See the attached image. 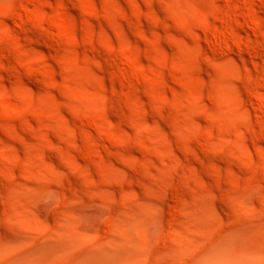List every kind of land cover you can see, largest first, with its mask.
<instances>
[{
	"label": "rangeland",
	"instance_id": "obj_1",
	"mask_svg": "<svg viewBox=\"0 0 264 264\" xmlns=\"http://www.w3.org/2000/svg\"><path fill=\"white\" fill-rule=\"evenodd\" d=\"M0 264H264V0H0Z\"/></svg>",
	"mask_w": 264,
	"mask_h": 264
}]
</instances>
